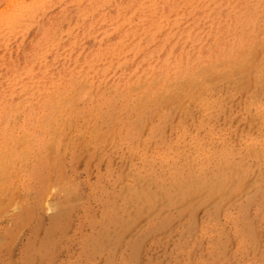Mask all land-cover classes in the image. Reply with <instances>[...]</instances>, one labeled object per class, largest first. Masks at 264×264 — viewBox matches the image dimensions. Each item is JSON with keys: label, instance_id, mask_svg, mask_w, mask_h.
Returning a JSON list of instances; mask_svg holds the SVG:
<instances>
[{"label": "rangeland", "instance_id": "374dc122", "mask_svg": "<svg viewBox=\"0 0 264 264\" xmlns=\"http://www.w3.org/2000/svg\"><path fill=\"white\" fill-rule=\"evenodd\" d=\"M262 20H264V0H0V131L2 130L0 137L3 143L12 147L15 139L24 135L25 119L28 112L33 109L32 117L37 115L44 128L40 130L41 133L43 132L42 135L51 136L52 141L59 142L60 146L63 143L62 147H67L64 148L66 155L62 159L65 166L58 167L55 164L44 168L41 177L49 175L47 179L51 180L48 183L46 180L38 183L42 188L39 200L43 203L41 214L45 219L53 215L55 208L52 204L55 203V196L60 193L63 197L72 195L70 196L74 200L72 207H79L72 217L73 230L64 239V246H72L74 250L78 248L80 237L76 234V226L81 219L87 222L88 217L91 216L96 219L102 218L105 212V207L102 205L105 196L101 195V186L111 181L109 186H106L111 195L116 192L114 187L119 186L118 182H121L119 178L122 181L125 178L121 174L119 160L110 169L106 165L107 161L110 162L109 157L104 159L106 163L103 162L102 165L87 166L85 159L88 155L86 156L83 151L79 155L73 146L68 145L69 138L73 134L76 135V130L83 128L82 124L92 118L96 108L106 110L107 104L111 102L118 106L123 104L133 106L138 100L148 101L149 120L144 121L143 130L134 137L136 144L131 141L123 148L126 155L123 154L122 158L124 162L129 163V168L135 166L130 164L133 162L137 163L136 165L139 166L137 168L143 169L145 158L152 161L156 159L154 160L156 162H162L164 159L162 164H166L176 158L177 152L190 153L194 159H197L196 161L208 162L207 159L212 157L207 155L208 149L215 151L223 147H246L244 144L241 145L238 139L243 138L244 132L248 131V125L251 124L250 117H254L255 120L257 118L255 122L258 124L264 120V95H258L254 89V85L259 80V71L264 69V21ZM146 22L152 26L147 33L135 39L140 33L136 28ZM97 52L105 57L106 62L98 63V67L92 70L89 60ZM241 54L248 56V59L250 57L255 67L260 70L250 72L249 87L232 89L227 84L225 87L227 94L221 93L214 99L211 97L215 102L220 99L223 108L226 109V112L217 113L215 119L211 120V114L198 110L192 114L195 117L190 123L186 124L183 121L185 114L183 109L187 110L189 100H193L194 106L198 107L205 93L199 97L195 94L197 92L191 91L192 95L190 90H184L183 94L187 96L184 97L185 102L180 107L170 104L171 107L162 108L151 104V98L160 85L162 86L176 72L184 68L189 72L195 65H201L207 57L222 60L227 63V68H230ZM56 105L57 108L54 109L52 106ZM221 114H227L229 118L234 117V119L220 116ZM236 118H240L243 123L238 124ZM111 121V129L108 132L113 141L114 136L121 131L120 126L123 125L121 114L113 117ZM200 122H204V127ZM156 127L161 131L160 139L156 141L157 144L149 148L150 150L144 151L143 140L151 133L152 128ZM259 132L260 134L263 132L261 126ZM10 133L18 136H10ZM140 136L143 137L142 140ZM195 150L198 152L203 150L200 157ZM73 153L75 157L77 155V164L74 166L72 164L71 167L66 162ZM102 157L103 155L100 154L97 158ZM2 160L4 159L1 157L0 161ZM246 162L253 161L247 159ZM8 166L9 162L6 161V169L9 168ZM13 171L12 168L8 170L11 175L9 179L13 180L11 181L14 184L13 190H18L17 188L22 185L33 184L34 179L26 176L24 170L22 173L18 170L14 173ZM50 172L53 176L59 175L57 182L52 179ZM15 177H20V183L15 184ZM126 180L128 178L125 179L127 183ZM131 180L132 178L129 182ZM125 182L122 185H125ZM64 185L70 187L68 194L63 192ZM77 192L81 193L83 198H78ZM15 201L19 202L17 199ZM15 201L12 203L16 204ZM14 206L4 212L6 215L2 213L0 216V228H4L0 229V234L5 233L6 230L9 234L7 241L0 246V264L7 263L10 259L17 260L22 248L30 242L32 237L30 234L32 235L36 227L34 222L28 223L24 228H18V224L16 226L12 223ZM236 217L234 221L226 220L224 216L221 218L229 232L231 251L226 257L223 255L217 258L218 264H264V212L263 215L258 216L257 209L248 211L247 217L250 221L253 218L252 223L239 216ZM225 238L228 240L227 237ZM170 243V246L174 244L172 241ZM5 244L7 246L4 249ZM187 244L190 245V242ZM194 247L190 248L189 251L194 250V252L189 257L187 254H179L181 264H213L202 254V249ZM158 256V259H163V249L155 251V257Z\"/></svg>", "mask_w": 264, "mask_h": 264}, {"label": "bare ground", "instance_id": "6f19581e", "mask_svg": "<svg viewBox=\"0 0 264 264\" xmlns=\"http://www.w3.org/2000/svg\"><path fill=\"white\" fill-rule=\"evenodd\" d=\"M250 8L251 7H249V9ZM95 26L96 23L94 24V27ZM151 26L152 24H149V22L139 25L136 29L140 33L137 34L135 39H139L143 34L147 33ZM165 37L167 36L165 35ZM125 43L128 42L125 41ZM112 49H114V45H112ZM105 62V57L101 56L98 52L95 53L89 60L92 70L98 67V63L102 64ZM232 66L233 67L227 68V63L224 61H218L214 58L207 57L201 65H195L191 71L189 70V72H186V69L184 68V70L176 72L165 83L161 82L163 85H160L154 95L151 94L153 95L151 98V104L155 107L157 106L162 108L165 106L171 107V105H177L180 107L185 102L184 97L187 96L183 94L184 90H190L191 94V91L197 92L195 93L197 96H202L205 93L206 95L204 98L202 97V102H200L198 107L194 106L195 102L193 100H189V103L187 102V110L183 109L185 110L183 121L186 124L190 123L195 117H193L192 114L198 110L211 114V120L213 118L215 119L217 113L219 114L222 111L226 112V109L223 108L224 105H222L220 99L215 102L211 99V97L214 99L217 96L219 97L221 93L227 94V88H225L227 84L232 89L240 88L241 86L249 87L250 72H257L260 70L255 67V64L250 57L248 59V56H242V54L239 58L234 60ZM132 82L134 83V80H132ZM254 84L255 82L253 85ZM83 87H85V85ZM254 89L258 95H264V69L259 71V80L256 82V85H254ZM86 90L85 93L87 92ZM189 97H191V95ZM136 102L137 103H133V106L127 104L118 106L114 102H111L107 104L108 109L106 110H99L96 108L95 114L92 115V118L86 122L83 121V128L76 130V135L73 134L69 138L68 145L73 146L77 154L80 155L83 151L86 156L88 155L87 159H85L87 166L98 164L102 165L104 164L103 162H105L104 159L109 157L110 162H105L107 168L110 169L114 167L115 162L119 160L120 162H118V164L119 166L121 165V174L124 175L123 178L125 177L124 181L119 178L121 182H118L119 186L116 188L114 187L116 192L111 195L106 187L109 186L111 181L105 182L101 186V195L105 196L102 204L105 207V212L102 218L99 219H96L91 215V217H88L89 219L85 217L88 220V224H86L87 222H84V219L80 220L79 224L76 226V234L80 237V243L76 250L72 249V246H64V239L68 233L73 230L74 223H72V217L76 213V210H78L77 208H79L72 207V204H74V200L70 197L72 195L63 197L60 193L55 196V203L52 204L55 211L53 215L46 219L41 214L43 203L39 200L42 188L38 183H42V181L44 182L45 180L48 183L51 180L50 178L47 179V176L49 175H43L41 177V173L44 171V168L52 167V165L55 164V166L58 167L65 166L64 160H62L64 158L63 156L66 155L64 151L65 147H62L63 143L61 144L62 146H60L58 145L59 142L52 141L51 136L45 137L42 135L43 132L41 133V131L43 126L39 122L37 115L32 117L33 109L28 112L25 119L24 135L15 139L12 147H10V145H6L7 143L5 142L3 143V140L0 137V158L2 157L4 159L0 161V216L10 207L15 205L14 213L11 218L12 223L16 226L18 224V228H24V226L28 225L30 222L36 223V227L34 226L35 228L32 231V235L30 234V236H32L30 242L25 248H22L17 260L13 261L14 259H10L8 262L6 261L7 263L4 262V264H181L182 262L179 258V254H187L189 257L193 254L192 252H194V250H189H191L190 248L194 246L202 249V254L211 260L213 264H218L219 259L217 258L223 255L226 257V255H229V252L231 251V248L229 247V232L226 229V225L221 221L222 216H224L226 220L230 219L232 221L237 219L236 216H239L248 223H252L253 218H251L252 220L250 221L247 217L248 211L257 209V215H263L264 124L262 123H264V120L262 123L259 122L258 124V122H255L257 118L255 120L254 117H250L251 124L248 125V131L244 132L245 135H243V138L240 137L238 139L239 143L241 145L244 144L246 147H223L221 149H215V151H212V147V150L208 149L207 151V155L212 156L207 159L208 162L203 160L196 161L197 159H194V156L192 155V157L188 152V154H181L177 152L175 155L176 158L172 159V161L169 160L170 162H167L166 164H162L164 159L162 162H156L154 161L156 159L152 161L145 158L143 169L137 168L139 166L136 165L137 163L135 164L133 162L130 164H134L135 166L129 168V163L124 162L125 160L122 158L123 154L124 156L126 155V152L123 149L124 145L130 144L131 141L135 143L134 137L141 133L144 123L147 119L149 120L147 117L148 101L138 100ZM75 103L76 102H73V104ZM130 104H132V102ZM52 107L57 108V105ZM118 114H121L122 116L123 125L120 126V133H117V135L114 136V140L111 141V136L109 135L108 130L111 129L110 125L112 118ZM220 116L227 118L229 115L221 114ZM232 118L234 119V117H228V119ZM239 119L236 118V122L238 124H242L243 121ZM232 122L234 121L232 120ZM185 123H183V126H185ZM70 125L72 126V124ZM200 125L204 127V122H200ZM259 126H261L263 130L262 134L259 132ZM152 129L151 133L147 137L145 136L143 140L142 145L144 147V151L151 148L156 141L160 139V129L158 127ZM144 132L146 133V131H143V133ZM10 136L18 135L10 133ZM246 138L249 140H245ZM65 139H67V137ZM203 150L201 152H203ZM196 152L200 157L201 152ZM100 154L103 155V159L97 158ZM147 154L148 153H145V155ZM70 156L71 157L66 164L68 166L73 164L74 166L77 164V155L75 157V154L73 153ZM148 156L151 157L150 155ZM95 157L96 159H94ZM166 158L167 157H165V159ZM245 159L246 161L247 159H252L253 162H246ZM6 161L9 162L8 169H6ZM96 167L98 166H95V168ZM11 168L14 171L18 170L20 173L24 170L26 176H30L34 179H32L33 184L22 185L17 188L18 190H13L14 184L11 183L13 180L9 179L11 175L8 173V170ZM50 171L53 170L50 169ZM51 177L52 179L54 178L55 182L59 180L58 174L54 176L51 175ZM126 178H128V180H126L127 183L125 182ZM131 178L132 180L130 182H133L132 184L129 182ZM68 179L70 180V178ZM61 180L63 181V179ZM14 181L15 184L20 183V177H17ZM124 182L125 185H122ZM49 185L51 186V184ZM69 191L70 187H65L64 185L63 192L68 194ZM76 196L78 198H83L82 194L78 192ZM15 199L19 202L15 201ZM13 201L17 203L13 204ZM8 235L7 230L5 233L0 234V246L4 245V241H7L6 239H8ZM225 237H227L228 240ZM171 241L174 242L172 246H170ZM188 242H190V245L187 244ZM6 246L7 244H5L3 248L5 249ZM187 247H189L188 250L186 249ZM159 249L164 250V257L161 260L158 259L159 256L155 257V251ZM172 255L173 257H171Z\"/></svg>", "mask_w": 264, "mask_h": 264}]
</instances>
